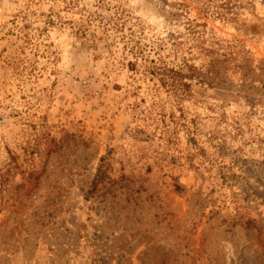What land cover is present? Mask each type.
<instances>
[{
    "label": "rangeland",
    "instance_id": "rangeland-1",
    "mask_svg": "<svg viewBox=\"0 0 264 264\" xmlns=\"http://www.w3.org/2000/svg\"><path fill=\"white\" fill-rule=\"evenodd\" d=\"M0 264H264V0H0Z\"/></svg>",
    "mask_w": 264,
    "mask_h": 264
},
{
    "label": "trees",
    "instance_id": "trees-1",
    "mask_svg": "<svg viewBox=\"0 0 264 264\" xmlns=\"http://www.w3.org/2000/svg\"><path fill=\"white\" fill-rule=\"evenodd\" d=\"M163 68L161 69H158L156 72H154V76L158 77L164 84H167L168 82H171V83H175V84H178L179 82L182 83L181 79H178V78H174V73H177L179 71H174V69H172L170 71V73H167V72H163L162 71ZM167 74H169L167 76ZM176 75H179L178 73ZM102 179V168L100 167L98 169V172H97V175H96V179L94 181V184L95 186H97L98 182Z\"/></svg>",
    "mask_w": 264,
    "mask_h": 264
}]
</instances>
